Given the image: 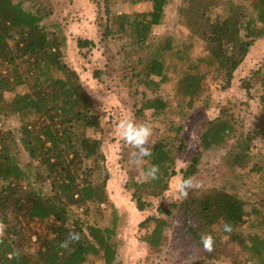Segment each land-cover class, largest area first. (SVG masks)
Masks as SVG:
<instances>
[{"label": "trees", "instance_id": "1", "mask_svg": "<svg viewBox=\"0 0 264 264\" xmlns=\"http://www.w3.org/2000/svg\"><path fill=\"white\" fill-rule=\"evenodd\" d=\"M209 1L177 2V24L189 32L182 48L173 45L171 35L155 46L153 29L162 25L171 0H132L149 3L151 9L116 18L117 34L127 42L123 50L146 53L137 64L125 65L131 80L139 79L137 83L151 94L150 98L141 94L140 111H152L157 117L179 115V124H170L164 136L148 146L151 155L143 158L148 180L129 183L135 188L131 199L139 212L148 207L144 192L160 197L178 174L176 159L186 147L185 121L198 109L203 94L206 75L200 65L222 74L223 89H227L255 41L264 39V0ZM109 4L105 1L107 16ZM213 7H222L214 17L208 12ZM48 17L37 0H0V264H91V257L113 264L119 216L112 211V222L105 227L88 222L92 210L108 202L101 142L90 135L101 130V121L78 75L62 60L65 32L59 25L49 32ZM195 38L204 43L207 56L193 61L188 51ZM77 46L92 48L94 43L78 39ZM172 59L186 62L181 70L174 69V77L168 71ZM101 75L94 70L96 79ZM172 81L177 113L160 93V85ZM24 85L30 86L29 91L17 93ZM6 93L14 94L10 102L4 99ZM254 96L260 107L256 130L235 139L233 118L221 110L218 117L203 124L189 168L180 172L183 179L192 178L205 153H222L231 178L229 187L203 191L193 187L178 204L160 206L158 214L168 219L149 217L141 224H151L150 234L143 238L151 249L158 250L166 231L175 228L197 252L205 254L200 242L203 229L217 226L220 235H211L213 248L220 243L223 251L233 255L234 264H264V235L254 233L264 229V184L242 194L250 176L262 171L256 164L245 170L251 162L252 142L264 141V84ZM12 118L19 121L15 129L6 127ZM23 153L30 161H24ZM153 166L155 178L148 175ZM95 170L98 183L92 180ZM226 224L230 231L224 230ZM248 224L251 232L245 237L243 228ZM33 225L42 228L33 231ZM70 233L78 238L72 239ZM33 238L36 249L31 252Z\"/></svg>", "mask_w": 264, "mask_h": 264}, {"label": "rangeland", "instance_id": "2", "mask_svg": "<svg viewBox=\"0 0 264 264\" xmlns=\"http://www.w3.org/2000/svg\"><path fill=\"white\" fill-rule=\"evenodd\" d=\"M105 1H108L110 16L106 15ZM171 0L166 7L165 17L162 25L153 29L155 46L162 44L167 36L174 38L173 45L182 48L183 41L188 43L189 32L177 24V2ZM215 1V0H210ZM209 1V2H210ZM223 4L227 0H216ZM41 8L49 14L45 25L48 31H54V25H59L65 32L67 43L63 62L76 72L83 89L93 101V106L101 121V130L91 131L90 135L100 140L101 150L104 154L103 164L108 173L107 196L108 202L93 209L88 217L90 224L100 227L109 226L112 222V211L119 216L117 249L113 264H234L233 255L223 251L220 243L205 254L197 252L195 245L181 233L180 230L169 228L164 237L162 246L158 250L151 249L143 242V238L151 232V224L141 226L149 217H161L168 219L165 215H159L157 210L160 206L170 208L178 204L181 198H173L174 184L177 180H183L181 170L189 168L191 158L199 144L200 130L204 123L218 117L221 110L231 115L234 121L235 139L243 138L248 132L256 130L259 125L257 115L260 107L256 99L255 90L264 84V39L255 41L249 54L242 65L234 73L231 85L224 88V76L207 68L205 64L200 65L201 73L205 76L202 83L203 94L198 102V109L189 115L185 121L183 137L185 149L176 159L177 176L169 182V189L160 197H150L143 193V200L148 207L139 212L136 203L132 201V191L135 189L129 185L141 184L148 180L144 171L145 161L132 155L137 150L128 144L118 134L117 126L121 119L131 118L137 124H148L151 127L148 146L152 145L158 138L164 136L170 124H179V115H167L157 117L152 111H140L144 102L142 93L150 98L151 94L137 82L139 79L131 80V74L125 65L137 64L138 58L146 53H128L123 48L126 41L123 35L117 34L116 18L121 14L132 16L136 13L147 12L151 5L146 2L133 3L132 0H37ZM30 2L27 1V4ZM222 7H213L208 10L214 17L221 12ZM90 40L94 47L79 48L77 40ZM193 48L188 51L190 58L207 56L205 45L195 38ZM125 54L127 56H125ZM186 54V53H185ZM184 54V56H185ZM126 60V61H124ZM169 67L170 77H174V69L179 71L186 62L172 59ZM94 70H100V79L94 77ZM258 72V75H255ZM57 73H55L56 75ZM60 76L59 74H57ZM157 80V79H155ZM174 81L160 85V93L163 99L170 103L171 110L178 112V103L174 96ZM30 86H19L16 92L23 94L28 92ZM251 94V95H250ZM14 97L12 93L4 94V99L10 102ZM206 105V109L205 106ZM168 112V111H167ZM259 116V115H258ZM19 126L17 118L9 119L6 127L15 129ZM3 128V122H0ZM234 142V141H231ZM251 162L245 170L253 165L261 167L262 171L252 174L248 184L242 186L243 192L254 185L264 184V141L254 140L250 148ZM24 161H30L23 153ZM222 153L214 151L207 152L201 158L196 167V173L192 176L194 188L201 191L213 187L227 188L231 184L230 174L225 168ZM95 183L99 182L98 172L95 170L92 176ZM253 189V188H252ZM246 193V192H245ZM112 204L114 207H110ZM33 231H39L38 226ZM205 234L220 235L217 226L205 227ZM251 229L249 224L243 228L245 237L249 236ZM258 236L264 235V229L254 231ZM35 238L32 239L31 252L35 251ZM91 264H106L101 257H91Z\"/></svg>", "mask_w": 264, "mask_h": 264}, {"label": "clouds", "instance_id": "3", "mask_svg": "<svg viewBox=\"0 0 264 264\" xmlns=\"http://www.w3.org/2000/svg\"><path fill=\"white\" fill-rule=\"evenodd\" d=\"M117 131L120 136L130 145H132L137 151L133 152L132 155L137 157V162L145 157L151 155L150 148L148 147L149 137L151 135V127L148 124H137L131 118L121 119L117 126ZM157 169L153 166L148 175L155 178ZM194 187L193 180L191 177L183 180H177L174 184L173 198L179 199L184 198L188 195V190ZM225 231H230V226H224ZM72 239H77L76 234H71ZM200 242L205 251H212L214 240L209 234L201 235ZM63 246V245H62Z\"/></svg>", "mask_w": 264, "mask_h": 264}]
</instances>
